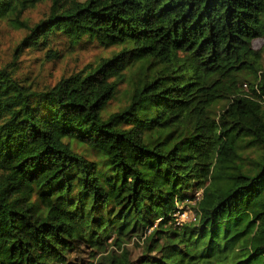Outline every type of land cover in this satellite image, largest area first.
Segmentation results:
<instances>
[{"label": "trees", "instance_id": "16d2710c", "mask_svg": "<svg viewBox=\"0 0 264 264\" xmlns=\"http://www.w3.org/2000/svg\"><path fill=\"white\" fill-rule=\"evenodd\" d=\"M0 24L24 32L0 61V264H264V0H0Z\"/></svg>", "mask_w": 264, "mask_h": 264}, {"label": "rangeland", "instance_id": "374dc122", "mask_svg": "<svg viewBox=\"0 0 264 264\" xmlns=\"http://www.w3.org/2000/svg\"><path fill=\"white\" fill-rule=\"evenodd\" d=\"M45 9H46L45 5H41L39 6L38 9L32 11L30 13V16L33 18V21H37L38 19H40L42 12ZM23 36H24L23 31L16 30L5 24H0V61H8L12 57L13 47L16 45V43H18L21 40ZM262 44H263V40H257L255 42V47H261ZM102 52L103 51L100 49L92 48L91 50L78 52L71 59H68L62 64L61 62H57V63L48 62L45 65L44 70H42V74H43L41 76L42 82L55 83L65 70L72 71V69L75 68V66L82 67L85 64L94 61L97 58V56ZM108 52L110 53V51ZM24 57L27 58V60L25 61L26 65L34 66V64L37 63L32 56L26 55ZM187 211L189 214L195 212L193 209H188V208ZM130 245L136 247L134 245V242ZM140 245L142 244L140 243Z\"/></svg>", "mask_w": 264, "mask_h": 264}, {"label": "built area", "instance_id": "2783aa9c", "mask_svg": "<svg viewBox=\"0 0 264 264\" xmlns=\"http://www.w3.org/2000/svg\"><path fill=\"white\" fill-rule=\"evenodd\" d=\"M176 219L178 222H185L188 219H196V215L194 214H189L188 211H184V212H179L178 214H176Z\"/></svg>", "mask_w": 264, "mask_h": 264}]
</instances>
